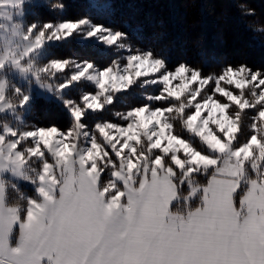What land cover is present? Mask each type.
Here are the masks:
<instances>
[{"label":"snow or ice","instance_id":"6c2138e0","mask_svg":"<svg viewBox=\"0 0 264 264\" xmlns=\"http://www.w3.org/2000/svg\"><path fill=\"white\" fill-rule=\"evenodd\" d=\"M72 2L0 0V264H264V65L173 58L121 0ZM37 100L66 123L27 119Z\"/></svg>","mask_w":264,"mask_h":264},{"label":"trees","instance_id":"16d2710c","mask_svg":"<svg viewBox=\"0 0 264 264\" xmlns=\"http://www.w3.org/2000/svg\"><path fill=\"white\" fill-rule=\"evenodd\" d=\"M248 6L256 10L255 17H241L228 0H121L116 5V19L139 17L156 21L154 31L163 40L155 46L166 45L173 58L184 53L193 56L203 44L234 62L246 60L257 66L264 65V31L249 27V24L264 26V0H248ZM90 14L82 0H73L70 4L68 15ZM86 51L88 48L78 41L60 46V52L65 55H81ZM12 99L15 102L16 98ZM27 119L38 123L53 120L66 123L64 112L56 104L43 100L36 101L34 112Z\"/></svg>","mask_w":264,"mask_h":264},{"label":"rangeland","instance_id":"374dc122","mask_svg":"<svg viewBox=\"0 0 264 264\" xmlns=\"http://www.w3.org/2000/svg\"><path fill=\"white\" fill-rule=\"evenodd\" d=\"M18 10L11 6L0 7V43L6 48L10 46L12 51H15L20 44L16 34V24L18 23L16 12Z\"/></svg>","mask_w":264,"mask_h":264}]
</instances>
